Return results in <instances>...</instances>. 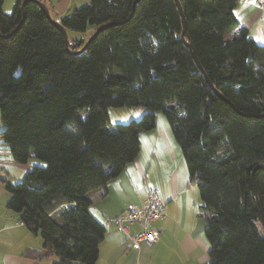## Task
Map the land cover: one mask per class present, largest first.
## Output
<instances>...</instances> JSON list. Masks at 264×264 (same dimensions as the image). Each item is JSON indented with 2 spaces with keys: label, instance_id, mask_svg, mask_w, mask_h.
I'll return each mask as SVG.
<instances>
[{
  "label": "trees",
  "instance_id": "trees-1",
  "mask_svg": "<svg viewBox=\"0 0 264 264\" xmlns=\"http://www.w3.org/2000/svg\"><path fill=\"white\" fill-rule=\"evenodd\" d=\"M237 2L88 0L56 21L38 0L9 14L0 0V144L16 163H43L4 180L8 208L43 241L26 257L95 263L106 230L90 194L137 156L162 111L199 189L207 264H264V44ZM110 106L144 112L108 130Z\"/></svg>",
  "mask_w": 264,
  "mask_h": 264
},
{
  "label": "crops",
  "instance_id": "crops-1",
  "mask_svg": "<svg viewBox=\"0 0 264 264\" xmlns=\"http://www.w3.org/2000/svg\"><path fill=\"white\" fill-rule=\"evenodd\" d=\"M38 1L48 8L51 18L56 21L88 2ZM235 14L240 26L245 27L257 43L264 44V5H257L253 0L247 3L238 0ZM138 137L137 156L104 188L90 194L89 211L106 230L93 264H207L209 246L204 235L205 222L198 214L202 200L198 186L188 179L180 146L169 123L156 114L154 127L141 131ZM2 147L0 144V264H51V259L37 261L25 256L29 249L41 248L43 241L38 232L21 221L19 212L8 208L11 195L4 187V180L17 182L33 165L12 161ZM149 187L159 189L166 203L165 217L155 224L159 231L158 241L134 251L129 240L110 220L127 204L142 202ZM66 207H59L51 216ZM136 229L133 227L132 231Z\"/></svg>",
  "mask_w": 264,
  "mask_h": 264
},
{
  "label": "built area",
  "instance_id": "built-area-1",
  "mask_svg": "<svg viewBox=\"0 0 264 264\" xmlns=\"http://www.w3.org/2000/svg\"><path fill=\"white\" fill-rule=\"evenodd\" d=\"M257 5H264V0H253ZM248 0H243L247 3ZM166 203L157 187H149L142 202L130 203L110 221L129 240L131 249L140 250L142 245L152 246L158 241L159 231L156 222L165 217ZM136 227V231L132 228Z\"/></svg>",
  "mask_w": 264,
  "mask_h": 264
},
{
  "label": "rangeland",
  "instance_id": "rangeland-1",
  "mask_svg": "<svg viewBox=\"0 0 264 264\" xmlns=\"http://www.w3.org/2000/svg\"><path fill=\"white\" fill-rule=\"evenodd\" d=\"M3 1H4L3 5H2L3 11H4V9H6L4 12H6L8 14L11 13L13 10L14 4L16 2H14V0H3ZM53 17H55V16L53 15ZM83 34L84 33H79V32L68 30L69 38L74 37V36H81ZM89 34H90V31L86 33V38L88 37V39H89ZM107 111H108V116H109V123L107 124L106 127L108 130H112L116 124H124V123H128L132 120L137 121L141 117V115L143 114L144 108L141 106H135V107H114V106H110V107H108ZM78 113H79L80 117H85V115H86L83 110H79ZM0 114H1V111H0ZM156 114H158L159 116H162L167 121L166 116L163 114L162 111H157V112H155V116H156ZM0 125H1V128H0V131H1L3 129V125L1 123V121H0ZM28 162L31 165H42L43 164L41 161H39L35 158H30ZM23 177L21 179H23ZM21 179H19L17 181H20ZM53 215L55 218L59 219L60 213L56 212V213H53Z\"/></svg>",
  "mask_w": 264,
  "mask_h": 264
},
{
  "label": "water",
  "instance_id": "water-1",
  "mask_svg": "<svg viewBox=\"0 0 264 264\" xmlns=\"http://www.w3.org/2000/svg\"><path fill=\"white\" fill-rule=\"evenodd\" d=\"M39 3H40V6H41V8H43L44 9V11L46 12V14H47V16L52 20V18L50 17V15H49V13H48V11L46 10V7L44 6V4L43 3H41L40 1H39ZM177 4V7H178V10H179V12H180V14H181V16H182V18H183V15H182V9H181V6H180V4L177 2L176 3ZM183 24H184V22H183ZM105 26H101V27H99L93 34H92V36L87 40V42H86V44L87 43H89L90 41H91V39L102 29V28H104ZM61 31H62V34H63V36L65 37V40H66V43H67V32H66V30L64 29V28H62L61 27ZM85 44V45H86ZM188 46L189 47H191V44H188ZM192 56L194 57V59H195V61L197 62V59H196V56H195V54L194 53H192ZM198 63V62H197ZM258 167H260V166H258ZM258 167H256V168H258ZM262 224H263V226H264V217L262 216Z\"/></svg>",
  "mask_w": 264,
  "mask_h": 264
}]
</instances>
